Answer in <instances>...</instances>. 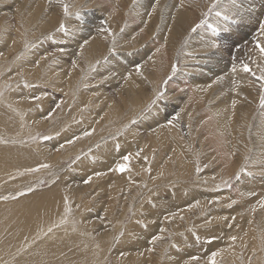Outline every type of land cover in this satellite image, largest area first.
I'll use <instances>...</instances> for the list:
<instances>
[{
	"label": "rangeland",
	"instance_id": "obj_1",
	"mask_svg": "<svg viewBox=\"0 0 264 264\" xmlns=\"http://www.w3.org/2000/svg\"><path fill=\"white\" fill-rule=\"evenodd\" d=\"M210 2L0 0V264H264V0Z\"/></svg>",
	"mask_w": 264,
	"mask_h": 264
},
{
	"label": "snow or ice",
	"instance_id": "obj_2",
	"mask_svg": "<svg viewBox=\"0 0 264 264\" xmlns=\"http://www.w3.org/2000/svg\"><path fill=\"white\" fill-rule=\"evenodd\" d=\"M49 2H51V0H49ZM57 3L61 4L62 5V9H63V14L65 17H67L69 15V8H70V5L67 4V3H64V0H56ZM133 2L135 3V0H133ZM156 3L158 4L159 3V0H156ZM184 3H185V0H180V7H184ZM233 4L235 5V0H233ZM220 5H221V0H211V2L209 3V6H208V9L207 11L205 12H202L201 13V16H202V19L200 20L199 23L195 24L193 27H191L190 29V33H195L197 32L198 29L204 27L206 24H208V20L207 18L210 16V15H214L215 17L219 18L220 20H223V21H229V20H232V18L234 16H237V15H240L241 13L239 11H230L229 9L225 8L223 10L220 9ZM152 11H155V8L153 7ZM77 18L79 19V14H77ZM233 22H235L233 20ZM208 27L212 28V31L213 33H218L221 29L216 27V26H213L211 24H208ZM57 31L58 32H62V33H65L67 34L68 30L65 26L64 23H60L59 27L57 28ZM100 31L102 32H108V29L107 28H101ZM121 31H123V29H121ZM223 31H228L227 27H225L223 29ZM109 35H113L112 33H109ZM48 39H53L52 36H49L47 37ZM113 43H115V39H114V36H113ZM85 44H87V41H85ZM27 46V45H26ZM211 47H219L218 44L216 43H212L210 45ZM110 50H114V49H110ZM61 52L64 51V49H60ZM159 51V49L157 50ZM251 51L253 52H256L257 53V58L256 59H251V64H254L258 70V74L256 71H253L252 67L250 66L249 63H245V62H240L239 63V71H242L244 73H249L251 74L253 77H255V79L257 81H259V88L261 90L260 92V97H259V104H260V107L261 108H264V21H261L260 24H259V30L258 32L256 33V35L253 37V47L251 49ZM83 53V45L81 46V54ZM45 59L47 57H44ZM75 62H73V67H75ZM95 70V69H93ZM238 70V66H237V63H233L232 64V68H231V72L234 74L236 73ZM137 71V74H141L140 72V68L137 67L136 69ZM177 71V67L176 65L174 64L172 66V75H175ZM130 78V77H129ZM171 77H169L170 79ZM165 84H167V80L164 81ZM25 87H34L35 85H28V84H25L24 85ZM0 95H2V93H0ZM163 97V92H158L157 95H156V99H161ZM35 100H39L41 99V97L39 96H36L34 98ZM153 103H155V101H153ZM236 101L233 100L232 102V107L235 108L236 107ZM57 108L60 107L59 104L56 105ZM51 116L52 114L49 113L48 116L45 117V119H51ZM175 120H179V113H177L175 116H173V118L171 120L168 121V125L172 126V127H175L176 125L173 123V121ZM132 124H135L136 123V120L133 119L131 121ZM127 127V126H125ZM88 135H91V133L89 132H85L84 133V136H88ZM80 137H77L76 139H79ZM35 139V138H34ZM43 139L45 140H48V139H51V137L49 136H45L43 137ZM7 141L3 140V139H0V143H6ZM75 141H68L69 144L71 143H74ZM64 145H60V148H63ZM117 150H119V145L116 146ZM59 150V149H58ZM137 155H139V153H137ZM123 160H124V163H117L115 168L112 169L113 171L115 172H120V173H123L125 171H130V168H129V164L131 162V156L130 155H125L123 157ZM50 166L48 164H41L40 165V168H49ZM40 169L37 168V169H31L30 171H39ZM147 171H150V169H146ZM201 171L200 167L197 165L196 167V172L199 173ZM241 171H243V169H241ZM97 175H102V173H97ZM92 177H89L87 180L84 181L85 184L89 183L91 181ZM237 179H239V175L237 176ZM225 183L227 184L228 182L225 181ZM34 189H32L31 187L28 188V192H31L33 191ZM19 195L23 196L25 195V192L24 191H21L19 193ZM15 199V197H3V199ZM65 200H67V198H65ZM231 206V205H229ZM260 206L261 207H264V200H261L260 201ZM255 209H253L254 211ZM71 211L70 207L68 206V204L66 203L65 204V212L66 213H69ZM234 219V218H233ZM62 222H66V221H62ZM53 231V229L51 227H49L47 229V232L48 233H51ZM161 231H164L163 229H161ZM123 235V233H121V236ZM163 237L157 235V236H154L151 240V243L152 244H155L157 241L161 240ZM197 241H199V237L196 238ZM233 241H235L236 237H232L231 238ZM207 243H212V240L209 239L207 241ZM149 251H152V249H149ZM220 255L219 252H213L211 257L209 258V264H217V261H216V257ZM193 261L195 260H198L199 257H192L191 258Z\"/></svg>",
	"mask_w": 264,
	"mask_h": 264
},
{
	"label": "bare ground",
	"instance_id": "obj_3",
	"mask_svg": "<svg viewBox=\"0 0 264 264\" xmlns=\"http://www.w3.org/2000/svg\"><path fill=\"white\" fill-rule=\"evenodd\" d=\"M158 5V4H157ZM142 7V6H141ZM148 7V6H147ZM174 7V6H173ZM178 7V6H177ZM176 8V7H175ZM174 8V9H175ZM50 13V12H49ZM160 13V12H159ZM158 15V14H157ZM45 22V21H44ZM43 22V23H44ZM253 29V28H252ZM202 37H203V35H202ZM220 43H222V42H220ZM241 43V42H240ZM92 45V44H91ZM31 46V45H30ZM127 46V45H126ZM32 48V47H31ZM243 51V50H242ZM85 53V52H84ZM24 54V53H23ZM71 59V58H70ZM93 59H94V57H93ZM8 61V60H7ZM228 61V60H227ZM241 61V60H240ZM23 62V61H22ZM217 62V61H216ZM220 63V62H219ZM128 65V64H127ZM211 66V65H210ZM51 68V67H50ZM84 68V67H83ZM94 69V68H93ZM256 69V68H255ZM254 70V69H253ZM24 75V74H23ZM82 75V74H81ZM110 75V74H109ZM30 78V77H29ZM76 79H78V78H76ZM249 80V79H248ZM74 81V80H73ZM77 81V80H76ZM70 82V81H69ZM75 82V81H74ZM254 83V82H253ZM161 84V83H160ZM247 84V83H246ZM36 89V88H35ZM22 91V90H21ZM130 91V90H129ZM224 91V90H223ZM19 94V93H18ZM129 94V93H128ZM138 94V93H137ZM224 94V93H223ZM25 95V94H24ZM11 96V95H10ZM52 96V95H51ZM132 96V95H131ZM46 97V96H45ZM54 99V98H53ZM244 103V102H243ZM192 105V104H191ZM188 106V105H187ZM184 107V106H183ZM243 107V106H242ZM246 107V106H245ZM244 107V108H245ZM67 108V107H66ZM190 108H192V107H190ZM196 108V107H195ZM240 109V108H239ZM242 111V110H241ZM244 111V110H243ZM16 115V114H15ZM223 116V115H222ZM52 119V118H51ZM187 124V123H186ZM89 128V127H88ZM74 135H75V133H74ZM105 138V137H104ZM125 138V137H124ZM141 141V140H140ZM196 161V160H195ZM247 173V172H246ZM255 173V172H254ZM249 175V174H248ZM252 178V177H251ZM246 180V179H245ZM251 180V179H250ZM249 183V182H248ZM260 185V184H259ZM65 186V185H64ZM64 186H62L63 188H65ZM239 186V185H238ZM243 186V185H242ZM248 187V186H247ZM242 188V187H241ZM241 188H239V189H241ZM87 189V188H86ZM249 190V189H248ZM57 191V190H56ZM60 192H63L62 191V188H60V190H59ZM66 191V190H65ZM67 192H69V191H67ZM242 193V192H241ZM264 195V194H263ZM262 196V195H261ZM98 197V196H97ZM76 198V197H75ZM57 199V198H56ZM7 202V201H6ZM6 202H3V203H1L2 205L4 204V203H6ZM22 202V201H21ZM9 204H11V203H13V202H8ZM47 207V206H46ZM49 208V207H48ZM47 208V209H48ZM58 208H62L63 209V207L61 206H59ZM261 209V208H260ZM61 210V209H60ZM212 211V210H211ZM70 214V213H69ZM184 214V213H183ZM198 214V213H197ZM258 214V213H257ZM57 216H55V218H56ZM55 218L53 219V220H55ZM189 218H191V217H189ZM71 219V218H70ZM80 219V218H79ZM70 221V220H69ZM58 222V221H57ZM122 225V224H121ZM75 226H76V224H75ZM72 227H74V226H72ZM83 227H85V225H84V223H83ZM74 229H75V227H74ZM84 230H86V228H83ZM47 236V235H46ZM41 241V240H40ZM80 242H82V244H81V247H82V249L83 250H85V241H80ZM71 243V242H70ZM72 244V243H71ZM75 244H77V243H75ZM71 246V245H70ZM79 249V248H78ZM236 252V251H235ZM78 254H79V252H78ZM228 254V253H227ZM188 257V256H187ZM75 262V261H74ZM123 262V261H122ZM192 262V261H191ZM70 263H72V262H70L69 261V264ZM126 264V263H125ZM192 264V263H191Z\"/></svg>",
	"mask_w": 264,
	"mask_h": 264
}]
</instances>
